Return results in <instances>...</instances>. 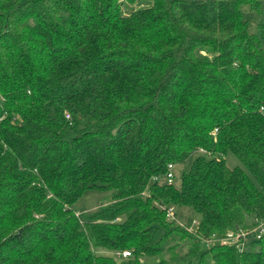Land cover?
<instances>
[{"label":"trees","instance_id":"1","mask_svg":"<svg viewBox=\"0 0 264 264\" xmlns=\"http://www.w3.org/2000/svg\"><path fill=\"white\" fill-rule=\"evenodd\" d=\"M261 6L0 0V264H264V236L203 244L264 222ZM93 190L111 202L81 217Z\"/></svg>","mask_w":264,"mask_h":264},{"label":"rangeland","instance_id":"2","mask_svg":"<svg viewBox=\"0 0 264 264\" xmlns=\"http://www.w3.org/2000/svg\"><path fill=\"white\" fill-rule=\"evenodd\" d=\"M262 1L261 9L263 10L262 13L252 11L249 8L244 9V17L246 19H249L251 21L250 26V32L251 33H258V23L259 21L264 18V0ZM194 157H192L190 160H188L185 164L179 165L175 167V175L176 178L174 180V183L176 185H179L180 180L179 177L183 172H187L192 165ZM227 161L230 167H236L241 165L238 159L232 155L229 154L227 157ZM113 192L111 191H99V190H93L88 191L84 194V196L73 206L74 210L77 212L78 215L83 217L86 213H91L96 210H98L100 207L107 205L111 202ZM176 214H177V224L182 226H187L190 222L189 220H200V216H198L191 208L187 207H178L176 208ZM262 227L264 228V222L262 223ZM188 249V244L185 246H181L178 249V254H184ZM103 254H109V252L101 251ZM169 255H167L165 258L168 259ZM147 263L152 264L157 261V259H149L146 260ZM181 264V262H180Z\"/></svg>","mask_w":264,"mask_h":264},{"label":"built area","instance_id":"3","mask_svg":"<svg viewBox=\"0 0 264 264\" xmlns=\"http://www.w3.org/2000/svg\"><path fill=\"white\" fill-rule=\"evenodd\" d=\"M0 99H3V97L0 96ZM201 152H204L201 150ZM175 165H169L168 169L169 172L167 174L166 180L168 184H173L174 180L176 178L175 175ZM167 217L170 221H176L177 222V215H176V209L174 207H170L167 210ZM199 225V221H192V224L183 226L188 232L193 233L195 231V228ZM264 236V228L262 227V224L258 225L255 229L251 231L246 230H237L236 232H230L226 235V237H223L221 239L213 238L210 241H205L203 244L210 247L213 245H216L217 243L221 245L226 246H236L240 251L244 249V247L251 241V240H260ZM130 255L129 252H122L118 253V257H128Z\"/></svg>","mask_w":264,"mask_h":264},{"label":"crops","instance_id":"4","mask_svg":"<svg viewBox=\"0 0 264 264\" xmlns=\"http://www.w3.org/2000/svg\"><path fill=\"white\" fill-rule=\"evenodd\" d=\"M252 222V220H249V224Z\"/></svg>","mask_w":264,"mask_h":264}]
</instances>
